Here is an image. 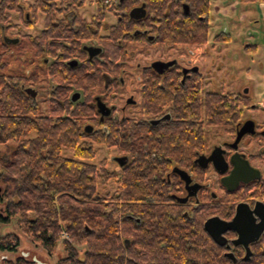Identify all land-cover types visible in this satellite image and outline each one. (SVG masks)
<instances>
[{
	"label": "trees",
	"instance_id": "trees-1",
	"mask_svg": "<svg viewBox=\"0 0 264 264\" xmlns=\"http://www.w3.org/2000/svg\"><path fill=\"white\" fill-rule=\"evenodd\" d=\"M142 2L147 16L120 20L106 37V61L97 64L84 60L80 66L70 67L67 63L81 51L78 44H65L56 37L53 19L57 0L29 3L34 13L47 11L48 29L41 36L26 35L15 45L8 44L0 26V68L6 67L5 57L12 47L25 42L23 46L35 56L52 60L47 67L55 85L50 90V112L40 114L34 96L26 91L39 82L36 70L28 75L0 70V143L17 141L11 158L0 155V226L18 216L22 229L50 253L62 243L65 255L58 264H235L205 231V217L189 220L172 205L148 202V196H155V201L164 199L159 190L136 189L130 173H126L128 182L122 190L101 192V186L117 178L105 162L92 161L94 142L105 141L109 147L114 142L87 132L85 125L94 119L100 124L94 99L105 94L103 72L121 70L117 60L124 51L118 36L131 35L142 24L162 40L203 46L210 38L212 0H124L115 8L129 10ZM184 5L189 6V12ZM23 8L20 0H2L0 24L8 22L9 10ZM253 46L246 48L255 49ZM73 90L82 91L83 99L72 101ZM250 102L244 94L207 92L202 111L210 121H237L242 116L241 105ZM64 149L71 154L64 155ZM63 231L68 232V238ZM18 244L16 234L0 236L2 250H14ZM4 262L36 264L21 255Z\"/></svg>",
	"mask_w": 264,
	"mask_h": 264
},
{
	"label": "flooded vegetation",
	"instance_id": "flooded-vegetation-1",
	"mask_svg": "<svg viewBox=\"0 0 264 264\" xmlns=\"http://www.w3.org/2000/svg\"><path fill=\"white\" fill-rule=\"evenodd\" d=\"M20 1L24 8L9 10L8 22L0 24L2 39L8 44L15 45L26 35L41 36L48 29L47 11L38 9L34 13L28 6L35 0ZM57 1L59 5L53 19L56 37L65 44H78L81 51L67 59L70 67L80 66L84 60L96 64L106 61L104 45L113 27L125 16L130 19L147 16L145 2L136 3L129 10H117L115 6L124 0H95L97 12L87 18L79 10L87 0ZM184 9L189 12L188 5H184ZM107 10L117 15L116 23L106 24ZM136 12L138 16H134ZM41 13L44 26L40 33L20 31L22 26L38 23ZM141 25L134 28L131 35L126 32L118 36L124 51L117 60L121 70L103 72L105 94L96 95L94 99L100 124L94 119L93 123L85 125L86 131L99 133L104 140L114 142L115 146L110 147L105 141L94 143L117 151L112 156L117 165L114 171L107 166L110 172H116L117 189L126 187V173H130L136 189L148 193L159 190L158 195L164 199L155 201V196H148V202L172 205L189 220L205 217V231L235 264H264V119L249 117L245 112L247 107L258 106L253 102L241 105L242 116L237 121L233 118L221 123L208 120L204 109L202 111V98L207 92L219 91L205 90V74L193 59L182 58L181 62L177 58L158 59L148 64L138 63L136 71H130L124 66L130 47L135 48L131 51L135 57L140 45L146 48L159 44L205 46L162 40L149 27ZM24 44L12 49L23 47L26 50ZM202 50L200 56L206 54L207 49ZM177 53L184 54L181 50ZM35 57L36 61L30 62L39 65L36 71L39 79L42 74L49 79L47 65L52 60H48L49 56ZM158 65L164 66L159 68ZM54 87L50 84V90ZM220 92L244 94L252 101L249 90ZM83 94L73 90L72 101L83 99ZM237 174L249 180H237ZM255 175L258 176L253 178ZM214 217L219 220L210 226V231L206 222ZM223 222L227 225L223 226ZM217 233L220 242L215 238Z\"/></svg>",
	"mask_w": 264,
	"mask_h": 264
},
{
	"label": "rangeland",
	"instance_id": "rangeland-1",
	"mask_svg": "<svg viewBox=\"0 0 264 264\" xmlns=\"http://www.w3.org/2000/svg\"><path fill=\"white\" fill-rule=\"evenodd\" d=\"M212 6L213 18L217 20V23L211 26L209 43L202 47L204 50L207 49L206 54L200 56L203 51L201 47L183 46V44H181L182 46L159 44L150 48L140 45L135 57L131 55V51L134 52L133 49L135 48H129V55L125 57L124 66L127 65L129 70L134 69L133 71H136L138 63L148 64L158 59L171 60L177 58L178 62H181L182 58H184L185 61L193 59L197 61L196 64L201 65V70L205 74V90H228L233 92H245L249 90L252 96L251 102L258 107H247L245 112L248 113L249 117L253 116L254 118L264 119V43H260L259 50L253 48L247 49L246 47L249 43H246V36L244 35V37L238 36V38L234 39L231 43L219 42L216 46H211L210 43H212L213 36L217 32V25L226 27L231 24L230 18L220 14L228 10L226 2L212 0ZM97 8L98 6L95 0L93 2L87 0L84 5L79 7V10L83 16L90 18L97 12ZM241 10L246 11L242 8ZM251 11L252 10L249 9V12ZM253 14L254 12L251 13V18ZM244 15L247 14L244 13ZM14 17L16 21H18V17L15 15ZM117 18L114 12L107 10L105 17L107 25L116 23ZM251 18L248 16V18H245V21L242 20L240 22V28L244 29L248 35L250 30H255L257 28L256 22L250 20ZM43 26L44 15L41 13L38 23L33 26H22L20 31L22 33L38 34L41 32ZM189 49L195 50L190 51ZM177 50L183 51L184 54L177 53ZM2 51L3 48L0 43V52ZM5 60L8 61V63L6 67L0 68V70L6 74L28 75L30 71L38 70L35 64L29 63L30 60L36 61L34 53L29 49H23V47H14L12 52L7 53ZM40 76L41 78L37 85L35 87L30 85V87L36 90L34 98L39 105V113L48 114L51 108V82L46 78L45 74ZM16 145V140H11L8 143H0V155L5 158H11ZM94 145L96 147V156L92 161L99 165L102 161H105L108 164V168L114 171V168L117 166L112 157L117 154L115 148H106L105 145L99 143H94ZM63 154L69 155L71 152L68 149H64ZM117 187L118 182L112 180L110 183L101 186V192L107 193L110 191V193H113ZM1 206H3V202L0 203V207ZM10 233L18 235L19 244L14 250L0 249V264H5L4 260L7 258L15 259L19 255L35 261L36 264H38V262L40 264H58L59 259L65 255L62 243L59 244L58 248L53 253H50L40 242L34 240L22 229L19 224L18 216L13 217L9 222L3 223L0 226V236H5ZM63 235L65 238L69 237L67 231H63Z\"/></svg>",
	"mask_w": 264,
	"mask_h": 264
},
{
	"label": "crops",
	"instance_id": "crops-1",
	"mask_svg": "<svg viewBox=\"0 0 264 264\" xmlns=\"http://www.w3.org/2000/svg\"><path fill=\"white\" fill-rule=\"evenodd\" d=\"M221 1L227 3L228 10L220 14L226 15L228 18H230L231 24L226 27L222 25H217V32L213 36L212 42H214V44H218L219 42L231 43L234 39H237L238 36L244 37L245 35L246 36L245 40L247 41L246 43H249L248 45H254L253 47L259 50L260 43L261 42L264 43V1H258V2H252L250 0H221ZM241 8L246 10L248 13L246 11H242ZM249 9L252 11L249 12ZM252 12H254V14L252 15L251 18ZM244 13L250 16L251 18L250 20H253L257 24V28L255 30L249 29L250 30V32L248 31L249 35L244 31V29L240 28V22L242 20L245 21V18H248V16L244 15ZM210 23L211 26L214 23H217V20H214L213 18L212 9L210 12ZM216 36H218V38L215 39Z\"/></svg>",
	"mask_w": 264,
	"mask_h": 264
},
{
	"label": "water",
	"instance_id": "water-1",
	"mask_svg": "<svg viewBox=\"0 0 264 264\" xmlns=\"http://www.w3.org/2000/svg\"><path fill=\"white\" fill-rule=\"evenodd\" d=\"M138 15H139V12H136V14H134V16H138ZM163 66H164V65H158L159 68H162ZM26 91H27L28 93H30L32 96H35V95H36V90H34V88H32V87H28V88H26ZM77 96H78V95H77ZM77 96L74 97V99H76ZM257 176H258V175H257ZM257 176L255 175V176H253V178H254V177H257ZM235 178H236L237 180H240V179H243V180H245V181L249 180V179H246V178L242 177L241 174H237V175H235ZM218 220H219V219H217L216 217L209 219V220L206 222V228H207L208 230L211 231V227H210V226H211L213 223H217ZM219 223H221V222H219ZM226 225H227L226 222H223V226H226ZM217 235H218V237H215V238H216V240H217L218 242H220L219 239H221V238H219V233H217ZM252 239H253V238L248 239L247 241H250V240H252Z\"/></svg>",
	"mask_w": 264,
	"mask_h": 264
}]
</instances>
